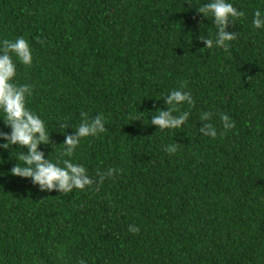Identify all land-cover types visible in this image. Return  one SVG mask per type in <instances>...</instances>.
Returning a JSON list of instances; mask_svg holds the SVG:
<instances>
[{
    "label": "trees",
    "instance_id": "obj_1",
    "mask_svg": "<svg viewBox=\"0 0 264 264\" xmlns=\"http://www.w3.org/2000/svg\"><path fill=\"white\" fill-rule=\"evenodd\" d=\"M207 2L0 0V40L32 49L15 80L33 86L26 106L49 132L38 149L66 158L81 112L107 129L74 149L93 184L68 193L11 175L26 149L0 148V264H264V28L251 24L264 0H230L244 16L226 27L227 48L198 39L217 31L197 11ZM181 82L193 104L176 113L189 118L157 131L151 115ZM204 122L215 137L198 133Z\"/></svg>",
    "mask_w": 264,
    "mask_h": 264
},
{
    "label": "clouds",
    "instance_id": "obj_2",
    "mask_svg": "<svg viewBox=\"0 0 264 264\" xmlns=\"http://www.w3.org/2000/svg\"><path fill=\"white\" fill-rule=\"evenodd\" d=\"M197 11L202 14L210 12L213 17L212 23L217 26L214 38L198 37L203 42V48L213 46L227 48L226 42L235 39L236 32L226 31V27L234 18L244 16L243 10L235 7L230 0H208ZM251 24L257 29L264 28V10L257 8L253 11ZM32 59V49L23 36L0 40V121L10 128L7 132L0 131V141H2L0 148H8L16 144L26 149L19 152V160L22 163H15L10 173L13 176L30 179L31 183L38 185L41 190L55 189L58 192L68 193L73 188L84 189L85 186L93 184V178L88 175L83 164L75 163L70 158L81 138L96 136L107 130L105 119L102 114L89 117L87 113L81 112V120L75 131L65 134L61 143L64 146L62 154L66 158L53 162L45 157V153L38 149V145L48 143L49 132L46 130L44 120L26 106V98L31 95L33 86L15 80L17 63L30 66ZM185 83L181 82L180 87L169 90L164 97V104L170 107L157 109L155 114L151 115L150 124L156 126L157 131L179 128L189 118L188 111L176 113L178 105L193 104L191 92L185 89ZM211 116L210 112H202L200 121H210ZM219 120L224 129L233 127V121L226 113H220ZM197 131L204 136L217 135V129L211 122L201 123ZM176 145L175 142L166 145L165 150L175 151ZM113 171L109 168L107 173L100 174L99 179L111 175ZM128 231L136 233L139 228L129 224ZM78 264H87V261L79 260Z\"/></svg>",
    "mask_w": 264,
    "mask_h": 264
}]
</instances>
